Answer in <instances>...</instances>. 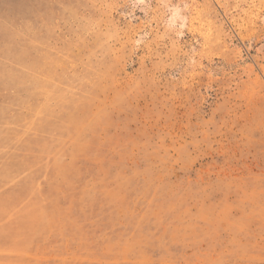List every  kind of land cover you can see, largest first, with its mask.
Returning <instances> with one entry per match:
<instances>
[{"label":"rangeland","instance_id":"rangeland-1","mask_svg":"<svg viewBox=\"0 0 264 264\" xmlns=\"http://www.w3.org/2000/svg\"><path fill=\"white\" fill-rule=\"evenodd\" d=\"M0 264H264V0H0Z\"/></svg>","mask_w":264,"mask_h":264},{"label":"bare ground","instance_id":"bare-ground-1","mask_svg":"<svg viewBox=\"0 0 264 264\" xmlns=\"http://www.w3.org/2000/svg\"><path fill=\"white\" fill-rule=\"evenodd\" d=\"M175 20L177 21L178 24H182L184 22V18H182L181 16H177Z\"/></svg>","mask_w":264,"mask_h":264}]
</instances>
